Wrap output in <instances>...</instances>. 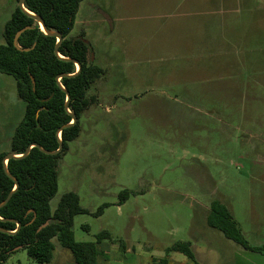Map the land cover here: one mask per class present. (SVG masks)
<instances>
[{
  "label": "rangeland",
  "instance_id": "rangeland-1",
  "mask_svg": "<svg viewBox=\"0 0 264 264\" xmlns=\"http://www.w3.org/2000/svg\"><path fill=\"white\" fill-rule=\"evenodd\" d=\"M16 5L0 0V44ZM81 32L104 74L87 91L96 100L59 159L50 202L78 195L88 213L74 217V240L107 231L100 249L125 261L113 264H149L148 253L163 256L178 241L204 264H264L206 224L218 201L249 245H264L255 238L264 212L250 208L260 202L250 195L264 193V0H82L69 37ZM23 112L15 80L0 73V153ZM52 242L49 263L18 249L6 264H75ZM131 244L143 255L133 259ZM168 259L189 264L180 253Z\"/></svg>",
  "mask_w": 264,
  "mask_h": 264
},
{
  "label": "trees",
  "instance_id": "trees-1",
  "mask_svg": "<svg viewBox=\"0 0 264 264\" xmlns=\"http://www.w3.org/2000/svg\"><path fill=\"white\" fill-rule=\"evenodd\" d=\"M81 1L25 0V9L39 16L47 29L62 36L58 53L63 58L54 52L57 39L43 33L40 25L17 5L3 25L0 73L13 77L16 94L24 103L23 116L13 131L8 152L22 155L31 144L55 151L59 146L56 132L71 122L69 112L75 114L77 120L60 132L63 145L60 153L47 155L32 147L27 156L7 161V169L19 186L0 208V218L16 220L20 228L14 234L0 232V264H6L9 256L18 249L26 250L27 255L38 263H49L54 249L53 239L70 251L75 264H99L100 256L106 258L100 245L112 239L107 231H101L94 242L74 240V217L88 213L81 207L76 193L66 192L54 209L50 206L58 188L59 159L67 151L68 143L78 138L80 118L96 100L87 97L88 89L104 74V70L89 59L90 48L84 33L69 37ZM26 26L29 29L19 36L18 47L14 46L16 32ZM72 60L80 64L78 73ZM61 75H73L59 78L69 95V112L65 109L67 94L57 83ZM8 152L0 153V203L14 189V182L6 176L2 166V159ZM130 194L131 191L122 190L118 204L121 205ZM107 206H100L95 215L101 214ZM207 224L243 249L264 254V246L253 247L247 243L231 212L222 203H211ZM0 228L12 232L16 230V224L0 220ZM171 252L183 254L192 264H203L196 259L189 241L171 244L165 248L164 257L153 258L150 264H169L167 255Z\"/></svg>",
  "mask_w": 264,
  "mask_h": 264
},
{
  "label": "water",
  "instance_id": "water-1",
  "mask_svg": "<svg viewBox=\"0 0 264 264\" xmlns=\"http://www.w3.org/2000/svg\"><path fill=\"white\" fill-rule=\"evenodd\" d=\"M24 5H25V0H18V1H17V7H18L20 10H22L25 14H27V15L30 16V17H32V18H33V19H34V20L40 25V29H41V31H42L43 33H45L46 35L54 36V37L57 39V44H56V46H55V48H54V52H55V54H56L59 58H63V57H61V56L59 55V53H58V45H59L60 41L62 40V36H61L59 33H55V32H53V31L47 29L46 26L44 25L43 20H42L39 16H36V15H34L33 13L29 12L27 9H25ZM27 29H29L28 26H26V27H24V28H22V29H20L19 31L16 32V34H15V36H14V39H13V45H14V46L18 47V45H17L18 38H19V36H20L25 30H27ZM86 42H87V41H86ZM27 50H28V49H26V51H27ZM67 60H68V59H67ZM72 61L75 63V65H76V73H78L79 70H80V64H79L77 61H75V60H72ZM76 73H75V74H76ZM75 74H73V75H75ZM73 75H61V76H59V77L57 78V83H58V85H59L60 88H61V89L67 94L66 102H65V109H66L67 111H68L69 95H68L67 91H66V90L61 86V84L59 83V78L62 77V76L69 77V76H73ZM68 112H69V111H68ZM69 114H70V116H71V122H70L69 124H67V125L62 126V127L59 128V129L57 130V132H56V135H57V137H58V141H59V146H58V148H57L55 151H46V150L42 149L38 144H31V145H29V146L26 148L25 152H24L22 155H14L12 152H8V153L3 157V159H2L3 171H4V173L6 174V176L9 177V178L14 182V189H13L11 192H9L8 195L6 196L5 200H4L2 203H0V208L3 207V206L9 201V199H10L11 196H12V194L17 190V188H18V186H19V184H18V182L16 181V179H15L13 176H11V174L9 173V171H8V169H7V161H8L9 159H17V158H22V157L27 156L28 153H29V151H30V149H31L32 147H37L41 152H43V153H45V154H47V155H56V154L60 153L61 150H62V148H63V145H62V142H61V138H60V132H61L64 128H67V127L71 126L72 124H74V123L76 122V120H77L75 114L70 113V112H69ZM0 220H2V221H9V222H13V223L16 224V230H15V231L10 232V231H6V230L0 228V232H2V233H6V234H14V233H15L16 231H18L19 228H20V223H19L18 221H16V220H13V219H10V220H3V219H1V218H0ZM45 225H46V224H44V226H45ZM16 249H17V248H16Z\"/></svg>",
  "mask_w": 264,
  "mask_h": 264
},
{
  "label": "crops",
  "instance_id": "crops-1",
  "mask_svg": "<svg viewBox=\"0 0 264 264\" xmlns=\"http://www.w3.org/2000/svg\"><path fill=\"white\" fill-rule=\"evenodd\" d=\"M13 11V10H12ZM1 37H2V31H1ZM19 123V122H18ZM17 123V124H18ZM260 200V202L258 203L257 202V204H255V203H253V202H250V208H251V210H252V214H253V210H255V206H257L258 208H259V210H260V212H264V193H259V194H256V195H250V200ZM232 214V213H231ZM233 216V215H232ZM253 216V215H252ZM254 218V217H253ZM257 223L259 224V231H258V233H256V235H255V238L257 237V238H259V241L260 242H264V215H260V217H259V220L257 221ZM206 224H207V216H206ZM208 225V224H207ZM209 226V225H208ZM192 245V244H191ZM126 246H127V244L125 243V246H122V248H124L125 250L124 251H126V252H128L129 250H127L126 249ZM251 246H253V247H259V246H264V245H251ZM130 247H134V254H132V258L133 259H136V258H138V257H140V256H142L143 255V253L141 252V247H136L135 248V245L134 244H131L130 245ZM192 247H193V245H192ZM167 248V247H166ZM149 249V248H148ZM193 249V248H192ZM146 251H148V250H146ZM249 251V250H248ZM165 252V251H164ZM250 252H253V251H250ZM148 253V252H147ZM172 253V252H171ZM173 253H177V252H173ZM254 253H258V252H254ZM105 254V256H106V259H108L107 258V256L109 257V254L107 253L106 254V252L104 253ZM127 254V253H126ZM125 254V255H126ZM146 254V253H145ZM170 254V253H169ZM169 254L167 255V258L169 257ZM181 254V253H180ZM261 254V253H260ZM151 259H150V263H151V260L153 259V258H161V257H164L165 256V253H164V255L163 256H160V257H156V256H154V255H152V253L150 252V253H148L147 254ZM196 257V256H195ZM124 257L123 256H118L117 257V259H108L109 261H108V263L109 264H113V262H119V263H124L125 261H124V259H123ZM196 259L199 261V262H203L201 259H199L198 257H196ZM169 260V259H168ZM189 260V259H188ZM231 260V256H230V258H229V261ZM232 260H233V258H232ZM234 260H235V257H234ZM149 263V264H150ZM132 264H134V263H132ZM169 264H182V262L179 260V259H173V260H170L169 261ZM189 264H192L191 263V261L189 260ZM204 264V263H203Z\"/></svg>",
  "mask_w": 264,
  "mask_h": 264
}]
</instances>
